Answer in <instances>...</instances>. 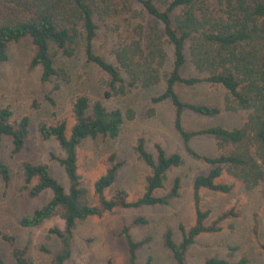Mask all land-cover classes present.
<instances>
[{
  "label": "trees",
  "instance_id": "16d2710c",
  "mask_svg": "<svg viewBox=\"0 0 264 264\" xmlns=\"http://www.w3.org/2000/svg\"><path fill=\"white\" fill-rule=\"evenodd\" d=\"M125 14L133 19L130 26L135 23L129 28L132 34L119 36L111 43L109 59L96 53L94 42L98 34L106 36L116 31L117 25L111 26L109 21ZM25 37L30 38L34 46L30 67L40 68L42 83L63 74L64 70L56 67V56L73 57L78 50L86 62L103 73V98L125 96L132 89L149 88L163 80L164 89L151 98L152 102L170 101L175 112V127L185 149L191 157L208 165L206 172L196 173L192 180L194 223L189 227L179 225V241L173 238L170 228L163 233V243L171 251L175 264H187V251L198 235L220 231L226 219L237 216L235 211L227 210L209 222L212 211L201 208L203 190L226 194L234 188L235 182H240L245 189L264 183V0H0V62L8 59V45ZM166 45L172 47L173 62L171 69L163 73ZM186 49L199 76L181 75ZM200 82L224 87V109L247 113L241 125L212 126L196 131L182 129L180 117L185 110L203 115L219 112L215 106L187 103L175 91L178 83L193 86ZM47 99L55 104L52 97ZM71 113L74 123L69 135L64 119L56 124L41 121L37 127L43 139L54 138L63 150L64 156L51 153L50 157L62 167L67 187L51 175L46 164L21 163L27 195L36 198L47 189L52 195L41 207L22 215L18 224L25 228L36 227L55 214L64 223L62 229L58 226L49 229L59 237L61 244L51 264H64L69 260L71 240L79 222L114 209L167 205L178 196L180 188V179L175 177L166 194L156 193L164 187L167 172L183 164L182 155L168 154L160 144H155L154 156L146 149L143 138L138 137L133 150L150 170L142 195L128 201L125 189H111L122 167L114 152L107 156L105 171L95 179L90 192L78 173V147L98 136L116 138L125 117L132 119L134 115L132 110L125 115L119 107H107L101 100L85 94L72 99ZM12 115L8 106L0 107V145L3 137H9L12 152L18 153L28 139L30 120L26 115L16 119ZM201 134L213 136L219 151L216 155H199L189 146L191 137ZM0 175L8 183L9 169L1 159ZM109 190L112 191L107 195ZM145 223L144 217L137 216L118 232L127 245L126 264H136L137 250L148 239L134 240L130 226ZM252 231L258 249L264 253V242L258 237L256 223ZM0 239L9 246L13 261L6 263L0 258V264H31L27 247H18L14 236L0 231ZM149 263L150 258L145 264ZM96 264H109V260ZM202 264H249V260L245 256L237 260L213 256Z\"/></svg>",
  "mask_w": 264,
  "mask_h": 264
},
{
  "label": "rangeland",
  "instance_id": "374dc122",
  "mask_svg": "<svg viewBox=\"0 0 264 264\" xmlns=\"http://www.w3.org/2000/svg\"><path fill=\"white\" fill-rule=\"evenodd\" d=\"M128 15L115 17L109 21L111 26L117 25L116 31L99 33L94 42L96 53L107 59L108 48L119 36L129 35V28L135 23ZM104 32V29H102ZM130 34H132L130 32ZM166 61L162 72L171 69L173 62L172 47L165 46ZM8 59L0 62V107L8 106L12 117L23 115L29 117V135L23 149L12 152L9 137H3L0 145V159L9 169L8 183L0 175V231L15 237L18 247H27L31 264H51V259L60 248V239L49 232L53 226L64 227L63 220L55 214L39 226L25 228L18 224V219L36 208L41 207L51 197L50 189L43 191L38 197L31 198L23 188L21 163L31 161L48 166L49 172L60 183L67 187V178L58 162L50 157L64 156L59 143L54 139H43L38 133L39 122L56 124L61 120L67 122L66 134L74 123L71 113L72 99L79 94L88 95L91 99L101 100L107 107H119L126 115L133 111V118L125 117L119 135L114 138L98 136L85 140L77 149L78 173L82 184L92 191L95 179L104 173L105 160L110 153H115L122 162L116 182L111 189L123 188L127 192V200L132 201L142 195L145 177L149 168L136 156L133 147L138 137H142L146 149L154 156L155 144H160L170 154L178 152L183 157L181 166L170 169L165 178L164 187L157 195L166 194L175 177L180 179L178 196L167 205L140 206L114 209L100 217H90L79 222L71 240V256L64 264H96L109 260V264H126L128 252L124 238L118 235L124 225L142 216L145 224L131 225L129 232L134 240L148 238L137 250L136 264H175L171 251L163 243L166 228L173 232V238L179 241L181 233L179 225L186 227L195 221V210L192 204V180L196 173L206 172L208 165L191 157L185 149L183 139L175 127V112L169 100L153 103L151 98L164 89V82L149 88L132 89L125 96H114L109 99L102 96L103 73L95 65L86 62L81 50L73 57L56 56V67L64 70L49 82L40 80V68L30 67L34 54V46L28 37L13 41L7 48ZM186 62L181 68V75L199 76L194 69L187 49ZM64 75V76H63ZM58 85L57 88L54 86ZM175 91L187 103L205 104L219 108L214 115H203L191 110L182 112L180 121L184 131H196L212 126L232 128L239 126L246 117V111H227L223 99L225 89L218 84L200 82L193 86L178 83ZM54 99L49 103L47 97ZM189 146L199 155L213 156L219 151L213 136L196 135L189 140ZM112 190L106 192L107 195ZM201 208L212 211L209 222L224 211L233 210L236 217L226 219L222 229L213 233H203L195 238V242L187 251V264H202L206 258L220 257L237 260L245 256L249 264H264V253L255 242L252 226H258L259 239L264 242V183L253 189H245L240 182H235L229 193L203 190L201 192ZM232 227H229V226ZM231 248H235L231 250ZM47 250V251H45ZM9 246L0 239V258L12 263ZM230 254V255H229Z\"/></svg>",
  "mask_w": 264,
  "mask_h": 264
}]
</instances>
